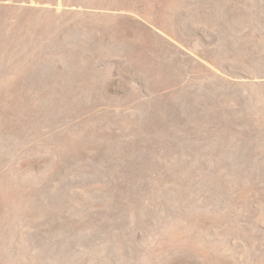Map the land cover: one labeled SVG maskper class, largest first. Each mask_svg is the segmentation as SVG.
<instances>
[{
  "label": "rangeland",
  "instance_id": "1",
  "mask_svg": "<svg viewBox=\"0 0 264 264\" xmlns=\"http://www.w3.org/2000/svg\"><path fill=\"white\" fill-rule=\"evenodd\" d=\"M0 264H264V0H0Z\"/></svg>",
  "mask_w": 264,
  "mask_h": 264
},
{
  "label": "bare ground",
  "instance_id": "2",
  "mask_svg": "<svg viewBox=\"0 0 264 264\" xmlns=\"http://www.w3.org/2000/svg\"><path fill=\"white\" fill-rule=\"evenodd\" d=\"M260 100V99H259Z\"/></svg>",
  "mask_w": 264,
  "mask_h": 264
}]
</instances>
